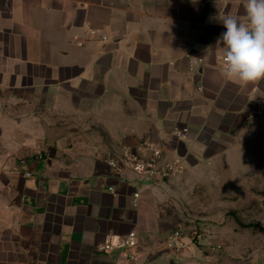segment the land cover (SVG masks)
Masks as SVG:
<instances>
[{
    "label": "crops",
    "instance_id": "crops-1",
    "mask_svg": "<svg viewBox=\"0 0 264 264\" xmlns=\"http://www.w3.org/2000/svg\"><path fill=\"white\" fill-rule=\"evenodd\" d=\"M244 5L0 0V264H264V80L226 78V29L210 19L247 23ZM142 139L183 155V174L154 183L109 168ZM195 177L224 189L214 196L224 221L194 238L184 229L175 254L165 240L183 223L165 204ZM131 230L136 262L96 251Z\"/></svg>",
    "mask_w": 264,
    "mask_h": 264
},
{
    "label": "built area",
    "instance_id": "built-area-1",
    "mask_svg": "<svg viewBox=\"0 0 264 264\" xmlns=\"http://www.w3.org/2000/svg\"><path fill=\"white\" fill-rule=\"evenodd\" d=\"M94 32V31H92ZM106 39V36H103ZM223 68V56L220 59ZM252 121V117H250ZM188 132L186 127L175 128L173 133L182 138ZM36 158H43L42 151L36 154ZM23 164L25 160L21 161ZM109 168L115 173L125 174L133 172L145 182H161L173 179L185 171V157L183 155L169 153L163 146L150 139H142L135 147H124L121 154L112 155L106 160ZM31 172H27L29 177ZM116 192V188H111ZM140 193H134L135 203L138 204ZM185 233L177 228L169 231L165 244L175 254H180L187 247ZM98 253H119L126 260L134 263L139 257V239L135 230L124 235L107 234L102 241L96 245ZM117 264V262H115Z\"/></svg>",
    "mask_w": 264,
    "mask_h": 264
},
{
    "label": "clouds",
    "instance_id": "clouds-1",
    "mask_svg": "<svg viewBox=\"0 0 264 264\" xmlns=\"http://www.w3.org/2000/svg\"><path fill=\"white\" fill-rule=\"evenodd\" d=\"M247 23L237 16L210 17L226 29L218 38L224 74L243 85L264 80V0H245Z\"/></svg>",
    "mask_w": 264,
    "mask_h": 264
},
{
    "label": "rangeland",
    "instance_id": "rangeland-1",
    "mask_svg": "<svg viewBox=\"0 0 264 264\" xmlns=\"http://www.w3.org/2000/svg\"><path fill=\"white\" fill-rule=\"evenodd\" d=\"M180 175L175 178H178ZM197 177H195V188L189 187L182 190L178 188H174L173 190L168 189V192L171 191L175 196H172L173 198L165 204L168 215L175 218L174 222L180 221L183 223L179 228L183 231L186 229V232H189L191 238L200 235L201 232L199 231L201 225H204V223L208 226V224H217L218 222L224 221V214L222 210H220L222 204L220 205L214 202V196L222 194L224 189L205 187ZM225 190L233 192L238 189L226 188ZM240 190L238 192L241 197L242 194H240V192L242 193L243 189ZM258 191H260V189L247 188V194L251 196H255ZM248 206L250 207V211H248L250 217L247 220H254L259 210L256 209V204H250ZM232 216L235 217V215ZM236 221L241 222L238 219H236ZM206 225H204V227H206ZM193 227H195V231L191 230ZM184 239L188 246L189 243L187 240L189 239H186V237Z\"/></svg>",
    "mask_w": 264,
    "mask_h": 264
}]
</instances>
